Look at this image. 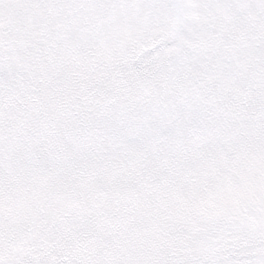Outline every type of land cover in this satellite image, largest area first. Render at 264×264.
Returning a JSON list of instances; mask_svg holds the SVG:
<instances>
[{
    "label": "snow or ice",
    "instance_id": "obj_1",
    "mask_svg": "<svg viewBox=\"0 0 264 264\" xmlns=\"http://www.w3.org/2000/svg\"><path fill=\"white\" fill-rule=\"evenodd\" d=\"M0 264H264V0H0Z\"/></svg>",
    "mask_w": 264,
    "mask_h": 264
}]
</instances>
